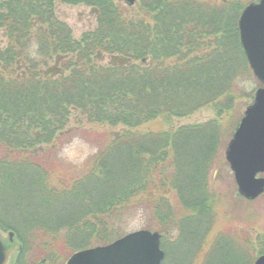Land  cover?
<instances>
[{
    "label": "trees",
    "instance_id": "16d2710c",
    "mask_svg": "<svg viewBox=\"0 0 264 264\" xmlns=\"http://www.w3.org/2000/svg\"><path fill=\"white\" fill-rule=\"evenodd\" d=\"M56 1L93 7L97 28L74 39ZM245 1L141 0L131 19L117 0H0V227L20 242L14 264H54L60 239L110 243L137 213L187 245V219L209 205L183 195L209 190L219 126L164 127L237 99V77L251 76L236 25ZM73 109L122 129H68ZM81 132L96 150L75 178L57 177L60 149Z\"/></svg>",
    "mask_w": 264,
    "mask_h": 264
},
{
    "label": "rangeland",
    "instance_id": "374dc122",
    "mask_svg": "<svg viewBox=\"0 0 264 264\" xmlns=\"http://www.w3.org/2000/svg\"><path fill=\"white\" fill-rule=\"evenodd\" d=\"M197 1L201 2L202 0ZM253 1L256 0H246L244 5ZM117 2L124 9L125 17L131 19L140 17L141 0L136 1L133 5H127L124 0H117ZM54 14L57 19L68 25L74 39H79L83 33L94 31L97 28V14L93 7L89 5L56 1L54 3ZM238 17L236 18V25ZM6 45L7 40L0 32V47L4 48ZM106 62L107 58L103 63ZM236 84L235 95L237 94V99L221 111L212 104H207L187 116L172 118L171 122H168L164 127L177 129L187 125L188 128V126H195L213 120L219 126L220 137L214 148L211 169L207 178L209 183V190L207 191L209 194L204 193L202 190H199V192L197 190H187V194L183 195L189 206H192L194 202L202 201L209 205V209H207L209 211L204 213L203 218L200 220L199 217L187 219V245L182 236L185 235V232L181 235L178 232L179 230H172L165 235L161 234L162 243L160 246L166 256L162 260V264H203V262L207 264L210 257L214 264H225L228 260L238 262L237 264H252L254 258L260 255L261 251L264 253V195L251 201H247L241 196L235 182L234 172L225 155L238 120L242 117L245 108L252 103L256 89L260 86L263 87V85L252 71L251 76L240 73L236 79ZM67 128L71 130L79 129L82 132L91 130L117 131L122 129L120 126L100 128L94 123L87 124L80 111L76 109L71 110ZM140 130L144 131V127ZM82 132L76 134L68 144L60 149L58 154L59 164L55 172V174H59L57 177L63 176L64 178H62L66 180L71 177L75 178L77 171L86 164V160L96 150L93 143L83 138ZM55 177L54 182L56 183ZM173 193L175 194L174 190H168L166 192V194H169L167 197L173 195ZM210 195H212L214 201L209 197ZM206 196L209 198L207 199ZM171 203L173 204L174 201H171ZM211 205L212 207H210ZM0 213L3 218L10 217V215L2 214L1 208ZM126 229V233L140 229L159 232L156 221L151 224L139 213L127 221ZM8 232L0 227V236L4 241L8 240ZM180 237H182V240H179ZM226 239L231 240V242L226 243ZM60 240L55 245L53 242L52 246H56L53 254L55 257H60L56 260L59 264L60 259L63 262L62 264H66L68 258L79 249L73 250L68 240L67 244L64 243V240ZM14 241L15 247L8 253L5 264H14L17 258L20 242L16 235ZM186 250L187 255H185ZM55 262L54 264H57Z\"/></svg>",
    "mask_w": 264,
    "mask_h": 264
},
{
    "label": "water",
    "instance_id": "95a60500",
    "mask_svg": "<svg viewBox=\"0 0 264 264\" xmlns=\"http://www.w3.org/2000/svg\"><path fill=\"white\" fill-rule=\"evenodd\" d=\"M137 0H124L133 5ZM239 43L250 69L263 85L254 93L253 101L244 111L225 155L234 172L239 192L253 199L264 193V0L248 3L238 21ZM13 232L8 243L0 237V264H4L13 246ZM161 234L148 229L135 230L114 241L81 249L68 258L66 264H161ZM253 264H264V254Z\"/></svg>",
    "mask_w": 264,
    "mask_h": 264
},
{
    "label": "flooded vegetation",
    "instance_id": "af4514ba",
    "mask_svg": "<svg viewBox=\"0 0 264 264\" xmlns=\"http://www.w3.org/2000/svg\"><path fill=\"white\" fill-rule=\"evenodd\" d=\"M262 195H264V193L261 194L260 196H262ZM241 196H242L244 199H246L247 201H251V200H253V199H248V198L244 197L243 195H241ZM206 197H207V196H206ZM207 199H208V197H207ZM207 199H206V200H207ZM206 200H205V201H206ZM213 207H214V206H213ZM220 238H221V236H220ZM222 239H223V238H222ZM228 241L231 242V240H227V239H226L225 242L227 243ZM222 242H224V241H222ZM243 251L245 252V250H243Z\"/></svg>",
    "mask_w": 264,
    "mask_h": 264
},
{
    "label": "bare ground",
    "instance_id": "6f19581e",
    "mask_svg": "<svg viewBox=\"0 0 264 264\" xmlns=\"http://www.w3.org/2000/svg\"><path fill=\"white\" fill-rule=\"evenodd\" d=\"M206 194H209V192L206 190ZM212 199V195L209 196ZM214 201V199H212Z\"/></svg>",
    "mask_w": 264,
    "mask_h": 264
}]
</instances>
